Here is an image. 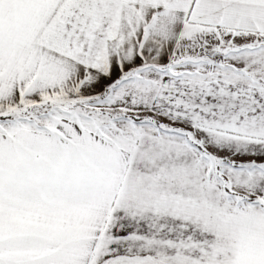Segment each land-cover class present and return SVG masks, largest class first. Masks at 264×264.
<instances>
[{"label":"snow or ice","instance_id":"obj_1","mask_svg":"<svg viewBox=\"0 0 264 264\" xmlns=\"http://www.w3.org/2000/svg\"><path fill=\"white\" fill-rule=\"evenodd\" d=\"M0 264H264V0H0Z\"/></svg>","mask_w":264,"mask_h":264}]
</instances>
